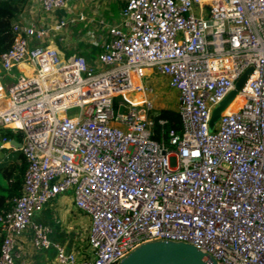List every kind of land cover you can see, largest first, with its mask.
Here are the masks:
<instances>
[{
    "label": "built area",
    "instance_id": "built-area-1",
    "mask_svg": "<svg viewBox=\"0 0 264 264\" xmlns=\"http://www.w3.org/2000/svg\"><path fill=\"white\" fill-rule=\"evenodd\" d=\"M37 1L46 13L67 7ZM84 19L18 21L0 54V128L21 138L2 135L1 147L27 163L21 193L0 213V264H15L28 227L59 264H119L160 239L216 264H264V0H126L96 54L62 53L51 36ZM250 68L211 130L212 110ZM154 72L178 92L182 131L167 140L154 138V91L143 82ZM67 191L90 218L79 263L33 220Z\"/></svg>",
    "mask_w": 264,
    "mask_h": 264
},
{
    "label": "crops",
    "instance_id": "crops-1",
    "mask_svg": "<svg viewBox=\"0 0 264 264\" xmlns=\"http://www.w3.org/2000/svg\"><path fill=\"white\" fill-rule=\"evenodd\" d=\"M28 1L19 20L30 24L51 25L60 18L85 15L84 20H78L73 27L58 31L52 38L51 42L64 54L75 51L80 44H83L85 48L94 47L98 51L107 32L106 24L118 21L119 11L126 2V0H66V8L46 13L41 9L37 0ZM76 51L87 50L81 48ZM27 65L30 69L34 68L30 61ZM137 95L140 99V94ZM0 149H7L11 152L6 156V161L0 159V166L20 165L24 162L21 152L17 148L7 145L1 147L0 143ZM76 210L79 209L74 204L72 192L67 191L47 203L41 211L35 213L33 220L46 224L49 228L48 237L51 242L63 245L67 252H73L76 255L77 263H79L90 250L88 244L90 218L79 210L81 211L79 213L87 215V220L84 222L85 219H83L84 224H76L73 221V218L77 216ZM33 237V230L28 227L17 239L16 250L19 257L15 264H59L56 249L54 247L36 249Z\"/></svg>",
    "mask_w": 264,
    "mask_h": 264
},
{
    "label": "trees",
    "instance_id": "trees-1",
    "mask_svg": "<svg viewBox=\"0 0 264 264\" xmlns=\"http://www.w3.org/2000/svg\"><path fill=\"white\" fill-rule=\"evenodd\" d=\"M28 2V0H0V54L11 46L15 36L13 25L20 21L21 14L26 9ZM55 36L52 35L51 38ZM81 48L87 50L82 53L90 55H94L99 51L98 49L96 51L94 47L85 48L83 44H80L76 50ZM158 118L166 119V123L163 125L159 124ZM154 120V130L156 131L154 138L156 139H160L161 131L164 133L165 140H167L169 130L174 129L178 133L182 131L181 117L176 108H162L159 114L154 117ZM2 135L10 137L11 132L0 128V142ZM26 168L27 163L25 159L20 165L0 166V213L7 210L12 203V199L21 193ZM2 237L0 224V245Z\"/></svg>",
    "mask_w": 264,
    "mask_h": 264
},
{
    "label": "water",
    "instance_id": "water-1",
    "mask_svg": "<svg viewBox=\"0 0 264 264\" xmlns=\"http://www.w3.org/2000/svg\"><path fill=\"white\" fill-rule=\"evenodd\" d=\"M251 68L248 69L235 83L232 90L211 113L209 127L212 130L221 112L228 105L239 88L243 85ZM17 147L19 142L11 140ZM119 264H216L213 258H207L205 253L193 244L174 240H152L142 243L125 256Z\"/></svg>",
    "mask_w": 264,
    "mask_h": 264
},
{
    "label": "rangeland",
    "instance_id": "rangeland-1",
    "mask_svg": "<svg viewBox=\"0 0 264 264\" xmlns=\"http://www.w3.org/2000/svg\"><path fill=\"white\" fill-rule=\"evenodd\" d=\"M194 12L198 15V9L195 8ZM119 18V14H118ZM16 73L15 78H11L12 82L17 81L18 73ZM143 82L146 85L152 86L153 88V96L155 97V108L151 110V114L153 116H156L159 114L162 108H176L177 109V103H178V92L176 89L169 86V78L165 75L159 74V73H152L150 76L143 77ZM136 101H140V99L134 98ZM77 110H72L69 112V114H74ZM12 137H15L19 140H21L20 136L15 133H11ZM1 143V142H0ZM11 152L7 149H0V159L6 161V156L10 155ZM77 216L73 218V221L77 223L86 222L87 215H84L82 213H79L81 211L76 210L75 211ZM83 216V217H81ZM83 219L85 221L83 222ZM83 226V225H82ZM81 227V226H79Z\"/></svg>",
    "mask_w": 264,
    "mask_h": 264
},
{
    "label": "bare ground",
    "instance_id": "bare-ground-1",
    "mask_svg": "<svg viewBox=\"0 0 264 264\" xmlns=\"http://www.w3.org/2000/svg\"><path fill=\"white\" fill-rule=\"evenodd\" d=\"M138 94H140V93H138ZM140 96H141V94H140ZM133 97H135L136 99H139V97H138V95L137 94H135V95H133ZM230 107H234V103H232V105L230 106Z\"/></svg>",
    "mask_w": 264,
    "mask_h": 264
}]
</instances>
